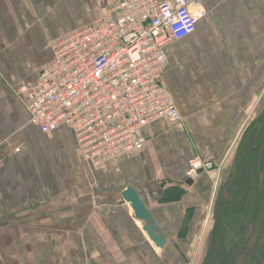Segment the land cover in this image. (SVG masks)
I'll use <instances>...</instances> for the list:
<instances>
[{
    "label": "crops",
    "instance_id": "0c3cea01",
    "mask_svg": "<svg viewBox=\"0 0 264 264\" xmlns=\"http://www.w3.org/2000/svg\"><path fill=\"white\" fill-rule=\"evenodd\" d=\"M113 3L0 0V264H176L175 256L162 262L122 190L135 187L166 245L199 246L240 137L264 117V0H202L194 31L164 46L161 82L184 130L167 119L148 124L142 149L106 168L83 160L67 126L40 132L19 89L49 64L52 40ZM195 157L223 162L216 190L205 174L183 183ZM173 184L183 193H170Z\"/></svg>",
    "mask_w": 264,
    "mask_h": 264
},
{
    "label": "built area",
    "instance_id": "2783aa9c",
    "mask_svg": "<svg viewBox=\"0 0 264 264\" xmlns=\"http://www.w3.org/2000/svg\"><path fill=\"white\" fill-rule=\"evenodd\" d=\"M205 14L202 0H114L89 25L51 41V61L36 83L19 89L30 95V124L45 134L67 126L94 168L142 149L141 130L157 120L184 130L161 82L164 46L191 34ZM222 166L195 157L185 176L206 174L215 188Z\"/></svg>",
    "mask_w": 264,
    "mask_h": 264
},
{
    "label": "rangeland",
    "instance_id": "374dc122",
    "mask_svg": "<svg viewBox=\"0 0 264 264\" xmlns=\"http://www.w3.org/2000/svg\"><path fill=\"white\" fill-rule=\"evenodd\" d=\"M226 173L210 206L213 227L198 232L188 259L189 245L170 247L176 264H264V117L249 121Z\"/></svg>",
    "mask_w": 264,
    "mask_h": 264
},
{
    "label": "water",
    "instance_id": "95a60500",
    "mask_svg": "<svg viewBox=\"0 0 264 264\" xmlns=\"http://www.w3.org/2000/svg\"><path fill=\"white\" fill-rule=\"evenodd\" d=\"M207 178L209 179L208 176ZM183 183L186 186H191L194 184V180L186 178ZM209 183L211 186L212 184L210 180ZM229 191L230 185L225 188L224 196L221 198L219 204L222 203V200L228 195ZM121 197L122 200L127 202L132 209V215L134 219L139 222L146 238L152 243L157 253L161 255L166 245V234L161 229L160 225L148 209L140 194L133 185H127L122 190Z\"/></svg>",
    "mask_w": 264,
    "mask_h": 264
},
{
    "label": "trees",
    "instance_id": "16d2710c",
    "mask_svg": "<svg viewBox=\"0 0 264 264\" xmlns=\"http://www.w3.org/2000/svg\"><path fill=\"white\" fill-rule=\"evenodd\" d=\"M172 187V189H174V190H170L171 192L170 193H174V194H182L183 193V189L180 187V185H177V184H173V186H171ZM170 187V188H171ZM194 247V245H189V248H190V250L188 251V253H187V256H185V257H187V259H188V257H189V253L191 252V250H192V248ZM170 248V246H168V245H166L165 246V248H164V250H163V253L161 254V260H162V262H165V261H167V259L168 258H170L171 259V257L172 256H174V252L172 251L170 254H167L166 252H165V250H167V249H169ZM181 255H182V253H181ZM181 258V256H179V257H176L175 256V260H177V262H179V260L178 259H180ZM185 261V260H184Z\"/></svg>",
    "mask_w": 264,
    "mask_h": 264
}]
</instances>
